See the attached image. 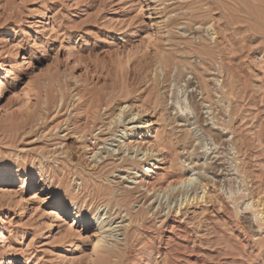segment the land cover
<instances>
[{"label":"rangeland","instance_id":"rangeland-1","mask_svg":"<svg viewBox=\"0 0 264 264\" xmlns=\"http://www.w3.org/2000/svg\"><path fill=\"white\" fill-rule=\"evenodd\" d=\"M93 183L136 191L140 222ZM253 193L264 0H0V264H95L98 240L107 264H264Z\"/></svg>","mask_w":264,"mask_h":264},{"label":"bare ground","instance_id":"bare-ground-1","mask_svg":"<svg viewBox=\"0 0 264 264\" xmlns=\"http://www.w3.org/2000/svg\"><path fill=\"white\" fill-rule=\"evenodd\" d=\"M214 28V27H213ZM213 35L215 34V31L212 33ZM206 54V53H205ZM164 56V55H163ZM165 57H167V56H165ZM164 57V58H165ZM163 58V57H162ZM162 60V59H161ZM163 61V60H162ZM82 96V95H81ZM81 96L79 97V98H81ZM100 98V97H99ZM82 99V98H81ZM95 99V98H94ZM86 102L85 103H89L90 105H89V108L92 110V108H94L93 106H95L94 105V101L93 100H90V99H88V100H85ZM99 101V100H98ZM84 103V102H83ZM98 105V104H97ZM97 107V106H96ZM231 108V107H230ZM91 110H89V114H90V111ZM94 110V109H93ZM93 112V111H92ZM121 112H123V110H121ZM96 113V112H95ZM233 113V112H232ZM130 115V114H129ZM231 115H233V114H231ZM95 115H93V117H94ZM120 116V115H119ZM230 116V115H229ZM131 117V116H130ZM134 118V117H133ZM90 119V118H89ZM94 119V118H93ZM92 119V120H93ZM99 119V118H98ZM140 119V118H139ZM124 122V121H123ZM125 123V122H124ZM215 124V123H214ZM126 125V124H125ZM214 128V127H213ZM229 130V129H228ZM223 130H222V133H221V135L223 136ZM160 136H161V140H163V141H166V139L168 138V135H166V134H164V133H158ZM219 134V133H218ZM225 134V133H224ZM224 138H225V136H223ZM222 137V138H223ZM227 138V137H226ZM225 138V139H226ZM220 142V141H219ZM137 146V150L136 151H138V149H139V146L140 145H136ZM242 146V145H241ZM129 149H130V145H129ZM237 149V148H236ZM112 150V149H111ZM92 152V151H91ZM93 153V152H92ZM213 153V152H212ZM111 154V153H110ZM94 155H96V153L95 154H93V157H94ZM218 156H219V154H218ZM102 157L100 156V159H101ZM103 159V158H102ZM95 160V162H97V157L94 159ZM99 160V159H98ZM100 162V161H99ZM104 162V161H103ZM142 161H138V160H129L128 158L127 159H123L122 160V164H121V166L123 167V166H125V165H123V164H126V166H131L133 169H135L136 170V173H137V175L136 176H144L145 174H147L146 172H145V169H143L144 168V166H142ZM101 165V164H100ZM100 165H99V167H100ZM120 165V164H119ZM130 167V168H131ZM129 169V168H128ZM94 170V169H93ZM101 170V169H100ZM147 170V169H146ZM186 170V172L187 173H189L191 170L188 168V169H185ZM193 171V170H192ZM238 171V170H237ZM99 172V171H98ZM88 176H90V179L91 180H93L94 179V176H98L97 175V173H95V171H92V169L90 170H88ZM184 182H186L187 181V179H185V180H183ZM194 181V179L192 178V176L191 177H189L188 178V183H191V182H193ZM204 182V181H203ZM201 183L200 184V186H202L203 187V189L205 190V192H204V194L202 195V196H199L197 193L196 194H194L193 196H186V198L185 199H183V201H181V203L180 204H178V206L176 205V207H175V209H174V211L176 212V213H179L180 211H181V209H182V206L185 204L186 206L187 205H190V204H192L193 202H195V200L197 201L198 199H201V200H204V199H206L205 197L207 196L206 194H208L209 192L207 191L206 192V189H207V186H208V183ZM148 183H150V182H148ZM146 184H147V181H146V179H142V180H140L139 181V185L136 187V188H134V189H138L137 190V192H140V190H139V188H141V187H145L146 188ZM151 184V183H150ZM212 184V183H211ZM87 185H89V180H88V182H87ZM87 185H85V186H87ZM93 185H94V188L93 189H95V191H93V192H91L92 194H91V197H90V199H89V201H91L92 199H95V197H98V196H104V197H106L105 198V200H104V198L102 199V200H104V202H105V207H107L108 208V210L112 207V206H118V209H120V208H122V207H126V209H125V211L127 212V215H130V217H127L126 219H123L124 218V216H123V218H122V222L124 221H128V223L126 224L128 227L130 226V224H133L134 222L135 223H137L138 221H139V219H138V215L139 214H131V211H130V207H132V206H130L131 204H133V206H134V204L135 203H137V202H140V201H136V199L138 198V196H140V195H138L137 197L135 196V192L136 191H130V190H121V189H118V188H115V186L114 187H101V185H97L96 183H93ZM171 186V185H170ZM254 186V185H253ZM89 187V186H88ZM155 187V186H154ZM147 190L146 191H150V190H152L153 189V187L152 188H150L149 186L146 188ZM259 189V188H258ZM257 189V190H258ZM256 190L254 189L253 190V192H255ZM231 192V191H230ZM88 193V192H87ZM135 193V194H134ZM146 192H144V193H142L141 195H143V196H145V198H146V196H147V194L148 193H146ZM257 193V192H256ZM257 195V194H256ZM256 195H255V193H253V223H255L256 222V228H257V230H256V232H261V233H264V200L262 199V198H260L259 196H257V199H256ZM87 196H90V194L88 195L87 194ZM87 196H85L83 199H82V204H84V203H86V197ZM197 196V197H196ZM209 196V195H208ZM229 196V195H228ZM77 196H74V198H76ZM211 197V196H210ZM209 198V197H208ZM213 198V197H212ZM224 198H225V196H224ZM227 198V197H226ZM139 199V198H138ZM210 200H211V198H210ZM252 200V199H251ZM198 202V201H197ZM90 204V203H89ZM142 205V204H141ZM60 208H61V204H60ZM99 208L101 209L102 208V206H99ZM105 209V208H104ZM103 209V210H104ZM84 210V208H80V209H78V207H76V210L75 211H73L74 212V215H75V218L76 219H78L79 221H86L87 220V217H86V213L83 211ZM132 210V209H131ZM169 210H171V207H170V209ZM122 213V212H121ZM132 216H134V217H132ZM126 217V216H125ZM95 218V217H94ZM99 218L100 217H97L96 219L97 220H99ZM120 218V217H119ZM140 222V221H139ZM104 228V225L102 224V222H99L98 223V230L100 231V232H103L102 231V229ZM102 235V234H101ZM100 235V236H101ZM254 240V239H253ZM253 244L255 245H257L258 246V249L259 250H263L264 251V237H262L261 239H258L257 241H253ZM93 250H94V252L95 253H97V254H104V253H110L109 254V256H105V257H102V258H99V259H97L96 261H95V264H107V261H109L113 256H116V255H118V254H115L113 251H111L110 249H108V247L106 246V245H104V244H100V241L98 240V241H95L94 242V247H93Z\"/></svg>","mask_w":264,"mask_h":264}]
</instances>
